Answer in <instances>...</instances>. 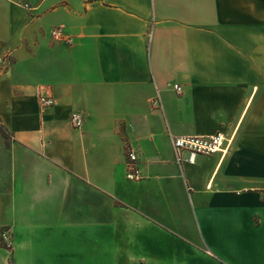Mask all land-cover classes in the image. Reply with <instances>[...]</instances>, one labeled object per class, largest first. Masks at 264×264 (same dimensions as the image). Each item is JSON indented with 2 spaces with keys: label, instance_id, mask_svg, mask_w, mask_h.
Segmentation results:
<instances>
[{
  "label": "crops",
  "instance_id": "obj_1",
  "mask_svg": "<svg viewBox=\"0 0 264 264\" xmlns=\"http://www.w3.org/2000/svg\"><path fill=\"white\" fill-rule=\"evenodd\" d=\"M0 126V264H264V0H0Z\"/></svg>",
  "mask_w": 264,
  "mask_h": 264
},
{
  "label": "built area",
  "instance_id": "obj_2",
  "mask_svg": "<svg viewBox=\"0 0 264 264\" xmlns=\"http://www.w3.org/2000/svg\"><path fill=\"white\" fill-rule=\"evenodd\" d=\"M51 38L54 41H69L70 39L63 33L61 29H53L50 32ZM173 90L181 95L182 88L179 85H173ZM39 104L42 109L52 108L55 105V100L46 95H40ZM150 106L154 110L162 108V102L159 96L150 101ZM70 122L75 129H81L84 124L83 117L78 113H73L70 117ZM232 139L227 138L222 133L210 136H183L173 137L172 147L176 162L178 164H195L198 157H209L219 152L227 150ZM126 179L130 182L138 183L144 179L143 173L138 165V155L136 151L129 149L126 155ZM0 239L4 246L7 247L9 238L5 231L0 234Z\"/></svg>",
  "mask_w": 264,
  "mask_h": 264
},
{
  "label": "trees",
  "instance_id": "obj_3",
  "mask_svg": "<svg viewBox=\"0 0 264 264\" xmlns=\"http://www.w3.org/2000/svg\"><path fill=\"white\" fill-rule=\"evenodd\" d=\"M0 133L6 140L7 138L9 139V134L7 133V131L5 130L3 126H0Z\"/></svg>",
  "mask_w": 264,
  "mask_h": 264
},
{
  "label": "rangeland",
  "instance_id": "obj_4",
  "mask_svg": "<svg viewBox=\"0 0 264 264\" xmlns=\"http://www.w3.org/2000/svg\"><path fill=\"white\" fill-rule=\"evenodd\" d=\"M8 139V138H7Z\"/></svg>",
  "mask_w": 264,
  "mask_h": 264
}]
</instances>
